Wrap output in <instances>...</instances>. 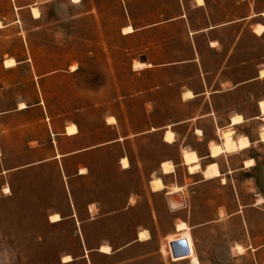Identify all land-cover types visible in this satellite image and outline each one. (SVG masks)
Segmentation results:
<instances>
[{"label":"crops","instance_id":"obj_1","mask_svg":"<svg viewBox=\"0 0 264 264\" xmlns=\"http://www.w3.org/2000/svg\"><path fill=\"white\" fill-rule=\"evenodd\" d=\"M197 1L187 5L180 0L179 14L163 22L138 29L126 26L133 30L127 35L172 23L187 26V58L137 62L144 65L139 72L157 73L149 91L158 103L143 104L140 130L133 131L125 111V121L114 113L103 120L110 137L102 141L74 122L57 128L48 118L40 119L39 135L34 123L22 121L38 103L0 111V243L10 236L21 242V229L28 221L30 242L35 244L58 237L61 231L67 249H62L57 264H165L166 259L172 262L170 244L188 235L201 264L204 253L214 246L210 240L217 235L215 230L224 222L247 208L262 211L264 197L252 174L262 160L257 149L264 147L260 140L264 114L259 107L264 102V0H201L202 5ZM166 92L173 93V103L163 102ZM155 112L171 118L152 126L150 116ZM11 116L14 141L8 154L5 122ZM236 117L241 122L234 123ZM70 126L74 133L67 132ZM228 130L233 141L248 140V147L213 157L211 146L223 147L222 135ZM154 135L173 154L163 158L152 174L134 172L129 148L143 146ZM109 152L115 160L114 171L107 176L103 159ZM184 153H193L197 162L186 164ZM10 162L14 166H7ZM164 163L172 166L171 171H163ZM195 165L198 170L191 173L189 168ZM213 166L217 176L208 175ZM155 180L162 187L154 191ZM87 187L91 195L108 197L109 207L98 200L83 203ZM245 194H252L254 203L246 205ZM53 216L58 220L52 221ZM179 223L187 230H178ZM40 228L44 234H39ZM103 228L109 229L108 236L103 237ZM70 239L77 244L76 255L69 252ZM215 244L229 246V252L240 247L222 237ZM263 249L261 241L253 251ZM65 257L71 260L63 263Z\"/></svg>","mask_w":264,"mask_h":264},{"label":"rangeland","instance_id":"obj_2","mask_svg":"<svg viewBox=\"0 0 264 264\" xmlns=\"http://www.w3.org/2000/svg\"><path fill=\"white\" fill-rule=\"evenodd\" d=\"M183 2L188 5L190 0ZM32 7L38 9V19L32 17ZM179 12L180 0H0V111H11L20 103H38L22 121L34 123L39 135L43 131L40 119L48 118L57 128L74 122L83 131L96 133L97 140L102 141L110 137L102 128L103 120L114 113L125 121V111L133 131L140 130L145 121L143 104L151 101L156 107L158 103L149 91L157 73L139 72L133 65L144 58L154 63L187 58V26L172 23L130 35H123L122 30L126 26L138 29L157 24ZM7 59L16 65L5 68ZM171 96L173 93L166 92L163 102L173 103ZM169 118L155 112L150 122L157 126L159 119L161 123ZM5 124L9 125V136L4 143L8 154H12L9 145L12 147L14 141V118L11 116ZM141 145L129 148L134 172L152 174L163 158L173 154L159 143L157 135ZM257 151L262 160L252 177L264 197V147ZM103 160V173L109 176L114 171L115 154L109 152ZM91 191L90 187L85 189L83 203L98 200L109 207L108 197L91 195ZM243 201L246 205L254 203L252 194H245ZM215 231L216 239L210 240L214 246H209L201 264H264V249L256 254L253 251L264 241V205L262 211L245 209ZM44 233L45 229L40 228L39 234ZM60 234L46 242L32 243L27 221L21 229V242H14L12 236L3 238L0 264H57L62 249H67ZM108 234L109 229L103 228V237ZM181 236L190 254L172 257V262L166 259L165 264H192L196 258L189 236ZM221 237L229 239L230 244L239 242L242 251L236 248L229 252V246L216 245ZM68 248L71 255L78 254L73 239Z\"/></svg>","mask_w":264,"mask_h":264},{"label":"bare ground","instance_id":"obj_3","mask_svg":"<svg viewBox=\"0 0 264 264\" xmlns=\"http://www.w3.org/2000/svg\"><path fill=\"white\" fill-rule=\"evenodd\" d=\"M74 1H76V0H74ZM198 2V4L199 5H202V1L201 0H198L197 1ZM30 12H31V15H32V17L34 18V19H38L39 18V11H38V9L37 8H35V7H32V8H30ZM1 27V26H0ZM257 27V26H256ZM262 29L261 28H258L256 31L259 33L260 31H261ZM123 32V35L124 34H129V33H131L133 30L131 29V27H126V28H124L123 30H122ZM260 34V33H259ZM16 64L14 63V61L12 60V59H7L5 62H4V67L5 68H12V67H14ZM141 68H144V65L143 64H140V63H135L134 64V69H141ZM262 76H264V72H262ZM188 97V96H187ZM189 98V97H188ZM260 109H261V112L264 114V102H261L260 103ZM25 108V105L24 104H20L19 105V109H24ZM111 120V119H110ZM233 122L234 123H238V122H241V118H234L233 119ZM263 122H264V118H263ZM110 123V122H109ZM67 132L70 134V133H74L75 132V127L74 126H70L68 129H67ZM222 137H223V139H224V144H223V147H221V146H211V153H212V156L213 157H216V156H218V155H220L221 153H223V152H225V153H229V152H232V151H236V150H241V149H244V148H247L248 147V145H249V143H248V140H246L245 138H239L238 139V142H235V141H233V139H232V137H233V133H232V131H230V130H228V131H226V132H224L223 133V135H222ZM172 139V137H171V134H169V133H167V135H166V140H168V141H170ZM260 140H262V142H264V127H263V130H262V132H261V139ZM184 161H185V163L186 164H188V165H190V164H192V163H196L197 162V158H196V156L193 154V153H184ZM123 167H127V161L126 160H123ZM247 165H249V164H251L250 162H248V163H246ZM245 164V165H246ZM187 165V166H188ZM246 167H248V166H246ZM162 168H163V171L164 172H169V171H171V169H172V166L170 165V164H168V163H164L163 165H162ZM198 170V166L197 165H195V166H190V168H189V171L191 172V173H193V172H196ZM208 175H216L217 176V170H216V168L213 166V167H210L209 169H208ZM207 175V176H208ZM151 186H153L152 187V189L154 188V189H156V190H158V189H160L162 186H161V183H160V181L159 180H155L152 184H151ZM150 186V187H151ZM153 189V190H154ZM155 191V190H154ZM52 221H57L58 220V216H53L52 218H50ZM177 229L178 230H180V231H185V230H187V228H186V226L184 225V224H182V223H179L178 225H177ZM142 237H144V235L142 234ZM144 238H146V237H144ZM141 239V238H140ZM237 249L239 250V251H242L241 250V248L238 246L237 247ZM103 250V252L105 251V252H107L109 249H107V248H103L102 249ZM71 259L69 258V257H65V258H63V260H62V262L64 263V262H69ZM192 264H199V262H198V260L196 259V258H193L192 259V262H191Z\"/></svg>","mask_w":264,"mask_h":264},{"label":"water","instance_id":"obj_4","mask_svg":"<svg viewBox=\"0 0 264 264\" xmlns=\"http://www.w3.org/2000/svg\"><path fill=\"white\" fill-rule=\"evenodd\" d=\"M171 254L174 258L188 256L190 254L185 240H180L170 244Z\"/></svg>","mask_w":264,"mask_h":264}]
</instances>
